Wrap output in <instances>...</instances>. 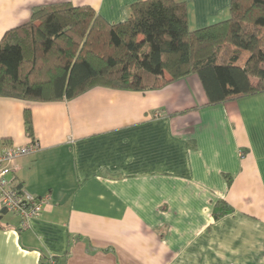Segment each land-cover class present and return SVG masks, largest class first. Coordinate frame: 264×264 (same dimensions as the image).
<instances>
[{"label":"crops","instance_id":"obj_1","mask_svg":"<svg viewBox=\"0 0 264 264\" xmlns=\"http://www.w3.org/2000/svg\"><path fill=\"white\" fill-rule=\"evenodd\" d=\"M136 1L0 0V39L46 4L118 23ZM178 1L191 29L229 15L230 0ZM206 103L195 73L150 90L0 96V151L40 145L17 160L16 184L50 195L26 228L0 204V264H264V92ZM219 200L234 211L216 216Z\"/></svg>","mask_w":264,"mask_h":264},{"label":"trees","instance_id":"obj_2","mask_svg":"<svg viewBox=\"0 0 264 264\" xmlns=\"http://www.w3.org/2000/svg\"><path fill=\"white\" fill-rule=\"evenodd\" d=\"M191 73L207 105L264 92V0H230L227 18L197 29L185 1L137 0L118 23L88 5L51 3L0 39L4 97L71 99L98 85L158 89ZM25 124L34 138L29 108ZM233 211L224 200L214 209L218 217Z\"/></svg>","mask_w":264,"mask_h":264},{"label":"built area","instance_id":"obj_3","mask_svg":"<svg viewBox=\"0 0 264 264\" xmlns=\"http://www.w3.org/2000/svg\"><path fill=\"white\" fill-rule=\"evenodd\" d=\"M39 148L34 140L28 145H7L0 151V204L5 211L20 217L22 228L28 227L32 218L40 216L50 202L49 194L35 196L16 184L17 160ZM47 264H56V261L50 257Z\"/></svg>","mask_w":264,"mask_h":264}]
</instances>
